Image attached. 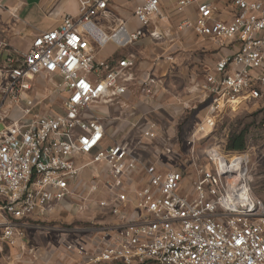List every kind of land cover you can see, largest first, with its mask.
I'll return each mask as SVG.
<instances>
[{
    "label": "built area",
    "instance_id": "obj_1",
    "mask_svg": "<svg viewBox=\"0 0 264 264\" xmlns=\"http://www.w3.org/2000/svg\"><path fill=\"white\" fill-rule=\"evenodd\" d=\"M76 1L79 16L40 33L25 52L12 49L0 29V210L8 218L3 241L12 247L21 241L26 249L21 221L45 220L62 208L82 211L85 205L75 202L82 172L103 164L107 178L94 179L84 201H96L113 221L96 230L92 245L67 242L83 264H264V204L250 188L247 156L219 146L199 155L225 117L264 98V0H230L228 20L220 1H178L181 9L197 8L195 21L181 28L219 48L237 46L202 83L192 84L196 99L185 109L203 106L205 114L184 139L187 168L164 164L162 156L176 153L170 143L155 162L144 161L138 146L157 142V120L140 124L135 144L129 137L115 141L95 111L97 105L129 109L123 97L132 85L147 98L160 86L150 73L136 75L132 55L98 56L110 43L126 48L147 35L160 41L156 28L148 29L162 18L161 0H142L135 8L140 29L131 32L123 23L111 34L96 20L111 5L135 0ZM18 12H10L14 23Z\"/></svg>",
    "mask_w": 264,
    "mask_h": 264
},
{
    "label": "crops",
    "instance_id": "obj_2",
    "mask_svg": "<svg viewBox=\"0 0 264 264\" xmlns=\"http://www.w3.org/2000/svg\"><path fill=\"white\" fill-rule=\"evenodd\" d=\"M178 1L161 0L162 18L154 20V25L148 29L153 31L156 28L162 35L160 41L147 35L126 48L108 44L99 53L100 60L120 59L132 55L135 57L137 76L144 77L150 73L161 81L154 96L148 98L140 96L138 87L130 86L128 93L123 97L124 101L130 105L127 110H123L120 106H95L96 113L104 120L108 133L112 137L113 128L128 129L138 122L144 126L149 121L157 120L161 131L174 128L186 114L185 105L196 99L193 82L202 83L205 74L221 57L237 52L236 45L219 48L218 45L197 35L193 30L181 28L184 21H195L197 8L193 5L181 9ZM201 1H220L223 11L228 14L224 19H231L230 0ZM140 4L142 0L131 3L119 1L110 6L106 16L96 20L97 24L106 34H110L123 23L128 30L134 32L141 28V24L134 16V10ZM0 5L2 6H0V29L5 31L10 47L21 52H25L40 33L57 28L68 16L74 18L79 16L76 0H0ZM16 8L19 11L18 21L14 23L10 12ZM108 145H111V142H108ZM58 211L59 209H56L49 213L46 218L56 216L59 214ZM45 220L28 219L21 222L24 224L25 232H28L34 227L37 228L38 224ZM87 231L81 230L89 240L90 234H87ZM70 239L73 240V237ZM13 247L25 250L21 241ZM37 256H39L38 252Z\"/></svg>",
    "mask_w": 264,
    "mask_h": 264
},
{
    "label": "rangeland",
    "instance_id": "obj_3",
    "mask_svg": "<svg viewBox=\"0 0 264 264\" xmlns=\"http://www.w3.org/2000/svg\"><path fill=\"white\" fill-rule=\"evenodd\" d=\"M189 16L191 17L190 14ZM161 27H164L163 23ZM185 113L180 123L176 124L174 128L162 129L157 142L138 146V150L145 162H155V156L160 153L162 146L170 143V145L175 146L176 153L171 156H162L164 164L184 168L189 166L184 139L189 136L195 123L204 116L205 109L203 106H198L193 109H186ZM140 124L133 130H130V128L120 130L113 128L114 140L120 141L129 137L136 144L137 136L141 130L139 128ZM1 129L2 126H0ZM243 130L247 131V147L242 153L249 160L250 188L253 195L264 204V98L247 104L237 113L225 117L213 134L202 142L199 147V155H203V150L207 146L226 148L231 134ZM129 132L133 134L128 135ZM103 166V164H97L84 169L82 172L81 185L76 193L75 202L83 203L85 205L84 209L82 211L78 209L68 210L67 208L59 209V214L46 218L45 221L38 224L37 228L34 227L28 230L26 232V240L29 245L25 250L9 246L3 241L2 223L8 218L0 210V264H83V260L79 255L67 250V242L73 237V239H86V242L92 245L96 242L95 240L98 236L96 230L98 231L103 224L112 221V218L98 207L96 201H84V198L89 196L90 183L94 179L104 182L107 178L106 170ZM142 178L143 174L136 176L134 177V182H138ZM137 185L138 183L134 186ZM100 190L98 197H105L107 194L105 188L100 187ZM9 220L11 219L9 218ZM81 230H88L87 234H90L89 240H87V236ZM31 247L35 249L36 254L31 252ZM37 252L39 256H37ZM24 255L25 258L23 257Z\"/></svg>",
    "mask_w": 264,
    "mask_h": 264
},
{
    "label": "trees",
    "instance_id": "obj_4",
    "mask_svg": "<svg viewBox=\"0 0 264 264\" xmlns=\"http://www.w3.org/2000/svg\"><path fill=\"white\" fill-rule=\"evenodd\" d=\"M247 147V131L234 132L228 139L226 146L227 151L231 152H243Z\"/></svg>",
    "mask_w": 264,
    "mask_h": 264
}]
</instances>
